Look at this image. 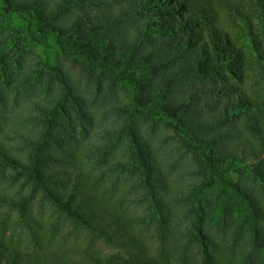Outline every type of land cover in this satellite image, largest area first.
<instances>
[{
	"label": "trees",
	"instance_id": "1",
	"mask_svg": "<svg viewBox=\"0 0 264 264\" xmlns=\"http://www.w3.org/2000/svg\"><path fill=\"white\" fill-rule=\"evenodd\" d=\"M78 1L47 9L45 0H0V7L26 14L44 28L40 40L81 57L99 80L127 81L137 114L172 129L175 148L163 155L151 146L156 128L145 133L131 116L93 143L80 140L76 131L88 136L93 125L90 105L59 64L42 59L25 74L33 76L30 91L49 96L46 104L27 105L7 134L0 112V264H264V107L235 84L251 65L243 39L264 62V0H91L103 14L121 8L112 20L96 14L90 26L79 14L70 18ZM225 21L255 33L232 32ZM6 48L0 38V52ZM116 52L123 64L109 59ZM139 65L147 66L142 77ZM13 73L6 65L4 85ZM194 84L205 89L190 92L184 109L186 99L172 97ZM200 96L211 101H194ZM203 110L223 126L208 151L195 135L207 120L194 125L186 116ZM241 129L261 146L246 170L237 161ZM173 151L190 155V184L175 174L182 158L170 160ZM230 169L235 181L224 176Z\"/></svg>",
	"mask_w": 264,
	"mask_h": 264
},
{
	"label": "rangeland",
	"instance_id": "2",
	"mask_svg": "<svg viewBox=\"0 0 264 264\" xmlns=\"http://www.w3.org/2000/svg\"><path fill=\"white\" fill-rule=\"evenodd\" d=\"M45 1L47 3V9H49L50 7H53L55 2H59L60 0ZM78 5L80 6L78 10L72 8L70 18L72 19L79 14L84 17L87 26H90L94 22L93 19H95L96 14L97 16L104 17L108 20L117 18L121 8V5L111 4L108 9L104 10L103 14V11L97 12L96 8L93 7L91 0L78 1ZM72 7H74V5H72ZM2 9L3 8L0 7V38L5 39L7 42V48L5 51L2 53L0 52V97L5 95L7 99L6 103H3V100L0 99V107L2 106L0 112L5 119L2 122L4 123L3 133L7 134L6 132H11L12 129H16L14 125L17 123V118L21 116L24 117V115L29 113L27 105L32 102H38L45 105V102L49 100V96H47L42 89L38 88L30 91L27 88L31 82L30 77L33 76L25 74L26 70L28 71L31 68L40 67L39 62L42 61V59H48L49 61L52 60V62L59 64L69 74L73 84L90 105V110L93 115V125L88 132V136H86L87 134L83 131H76V135L80 140L85 139L84 142L93 143L92 140L99 137L103 130H112L121 125L124 117L129 118L131 116L137 118L138 122L142 121L141 128L145 130V133L151 134L150 126L156 128L155 134H151L153 135L151 141L152 147L158 146L163 148L161 151L163 155L166 154L167 151L170 152L174 150V131L170 128H165L164 124L159 121L154 124L149 118L137 114L136 102L133 101L134 90L127 81H118V76H116L117 82L115 81V86H113L111 83L112 80L110 79L99 80L96 74H91L89 72L81 57L75 60L74 57L65 56L62 54L59 47L53 45L52 41L49 39L40 40L39 38L41 37L44 28L40 29L41 27L31 24L26 14H7ZM225 23L227 22L225 21ZM112 26H114V24ZM237 26L244 27L247 30L246 32L255 33V28L251 27L249 30V27L243 22L237 24L233 22V25L227 23V30L235 32L236 30H239ZM132 31L133 26L129 22L126 26V32L132 33ZM108 41L109 39L105 38L104 42L100 44L101 47H108ZM243 42H245L246 45L245 57L251 62V65L248 67V71L247 69L245 70L243 80L234 83L237 87L244 89L245 95L250 96L257 106L264 107V62L258 60L256 56L250 52V49H248L250 47L253 49L250 37L243 39ZM114 55L115 56H112V54H110L109 59H115V61H118L121 64L126 61L122 52H116ZM6 65L11 66L14 73L12 74L11 79L6 80L8 84L4 85L2 81L3 78H6L4 76L7 75ZM146 68L147 66L139 65L135 69V72L139 77H142L146 74ZM24 79L30 80L23 82ZM149 81L150 80L146 79V81L143 82L149 85ZM204 89V85L194 84L191 88L184 90L181 94L174 95L172 99L183 103V98H185L186 104H184L182 108L187 109L189 107V102H193V100L189 99L188 94L190 92L195 93L196 91L197 93H200V91ZM151 94L155 96L154 92H151ZM140 98L143 101L146 100V98ZM194 101L198 103H209L211 99L205 96H200L198 100ZM119 109H122V111ZM118 114L121 116L120 120H117ZM209 114L210 113L203 110L199 113H189L186 115L190 119L189 122L194 125H198L199 122L207 120L206 125H209V127L206 128L205 126L204 130L196 131L195 134L204 142L202 146L207 148L206 151L210 148L216 149L219 146L216 147L217 136L220 134L217 129H223V126L220 124H214L216 119L210 117ZM210 124L214 125L210 127ZM241 133L242 134L239 133L241 138L237 139L240 141L239 147L237 145L236 150L239 154L237 161L239 162L238 167L241 170H246L250 165L256 163L255 158L252 156L261 151V146L258 140L250 137L248 133L243 131V129H241ZM236 143L237 141L235 142V145ZM228 146L230 147L232 144L229 143ZM180 152L173 151L170 160H177L178 157L182 158V164L175 170V174L179 175L182 183L187 185L193 180H191L189 168L192 169L194 166L191 165L192 162L190 155H187L185 158ZM226 175L227 178H231L234 181L237 179V173L232 169H230L224 176L226 177ZM116 176H121V174H116L115 177ZM124 185V183L120 182L119 187L123 189ZM104 253L120 254L121 252L119 253V251L106 248Z\"/></svg>",
	"mask_w": 264,
	"mask_h": 264
}]
</instances>
